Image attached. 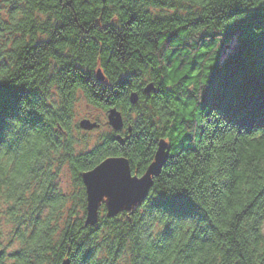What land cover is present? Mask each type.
Returning <instances> with one entry per match:
<instances>
[{"label":"trees","instance_id":"obj_1","mask_svg":"<svg viewBox=\"0 0 264 264\" xmlns=\"http://www.w3.org/2000/svg\"><path fill=\"white\" fill-rule=\"evenodd\" d=\"M79 93L125 127L78 153ZM162 139L148 199L85 227L82 174L125 156L142 176ZM65 260L264 264V0H0V264Z\"/></svg>","mask_w":264,"mask_h":264},{"label":"water","instance_id":"obj_2","mask_svg":"<svg viewBox=\"0 0 264 264\" xmlns=\"http://www.w3.org/2000/svg\"><path fill=\"white\" fill-rule=\"evenodd\" d=\"M107 1V0H103ZM97 80H106L101 70L97 72ZM155 91L153 84L145 88V93L150 94ZM139 94H131V103L137 104ZM108 123L116 132H120L125 127L123 113L113 107L108 110ZM80 128L92 131L100 128L98 122L91 119H83ZM132 130L131 128L129 129ZM129 139V137H128ZM121 144H125L127 139L118 136ZM170 145L162 139L159 142L155 159L142 176L134 175L130 160L125 156L110 157L101 162L94 169L82 174V181L86 190V219L85 227H96L100 222V209L106 206V216L115 218L124 212H133L142 205L149 197L154 186L155 178L160 177L164 167L170 159ZM62 264H69L65 260Z\"/></svg>","mask_w":264,"mask_h":264},{"label":"rangeland","instance_id":"obj_3","mask_svg":"<svg viewBox=\"0 0 264 264\" xmlns=\"http://www.w3.org/2000/svg\"><path fill=\"white\" fill-rule=\"evenodd\" d=\"M58 97L56 94L53 96V100L57 101ZM83 119H91L92 121H96L100 123V128L92 130V131H86L80 128L79 124ZM73 125V134L75 136L76 141V151L79 153L82 150L90 151L92 150L96 144L103 139V137L107 134H111L114 130L108 123V113L107 111L102 110L101 108H98L96 106H93L88 103L85 96L82 93H79L77 102L74 107V116L72 120ZM58 184L61 189V191L69 195V198L73 197L80 193L81 188L77 186L76 179L73 174V172L70 170L69 166H65L61 169L60 175L58 178ZM74 203L73 201H70L67 208L63 211L65 216H69L71 210L73 209ZM82 215L86 214L82 210L81 205L79 204L76 208ZM101 215H106L105 209H101ZM11 228L10 225H8L7 228H5V231L7 232ZM9 240V238H8ZM7 239H3L4 246L7 250V255L12 250H15V248H18L19 245H10L11 241L9 242ZM12 246V247H10ZM125 261H122L120 264H125Z\"/></svg>","mask_w":264,"mask_h":264},{"label":"flooded vegetation","instance_id":"obj_4","mask_svg":"<svg viewBox=\"0 0 264 264\" xmlns=\"http://www.w3.org/2000/svg\"><path fill=\"white\" fill-rule=\"evenodd\" d=\"M130 138V137H129ZM105 206V205H103ZM103 206L101 207V209L103 208ZM106 207V206H105ZM101 209H100V214H101ZM124 213H129V212H124ZM132 213V212H131ZM122 214V213H121Z\"/></svg>","mask_w":264,"mask_h":264}]
</instances>
